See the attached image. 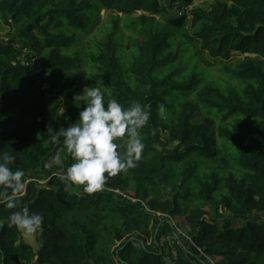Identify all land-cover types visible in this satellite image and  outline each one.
<instances>
[{"label": "trees", "instance_id": "obj_1", "mask_svg": "<svg viewBox=\"0 0 264 264\" xmlns=\"http://www.w3.org/2000/svg\"><path fill=\"white\" fill-rule=\"evenodd\" d=\"M0 23L19 28L0 40V153L25 173L18 193L0 186L4 264H207L197 248L216 264H264V0H0ZM86 86L151 112L137 166L91 194L54 175L73 160L65 150L57 165L63 137L52 140L78 120ZM222 154L227 170L210 165ZM24 207L44 217L37 249L9 226ZM177 217L194 246L175 226L157 246Z\"/></svg>", "mask_w": 264, "mask_h": 264}, {"label": "clouds", "instance_id": "obj_2", "mask_svg": "<svg viewBox=\"0 0 264 264\" xmlns=\"http://www.w3.org/2000/svg\"><path fill=\"white\" fill-rule=\"evenodd\" d=\"M73 102L77 108L82 103L85 105L79 111L78 120L67 128L61 127L52 137L53 141L63 137L54 162L63 168L61 153L65 150L73 162L66 170L54 175L68 186L82 185L84 191L91 194L102 191L110 177L137 166L145 149L140 130L150 120L151 112L145 110L140 102L134 101L125 107L115 98L106 99L100 87H84L74 94ZM165 111L164 105H159L162 118H166ZM14 161L13 155L0 153V186L11 189L13 194L23 187L22 178L25 175L23 169L13 170L10 167ZM6 207H17L16 201L7 198ZM8 221L10 227L15 226L18 231L30 236L42 229L44 217L39 213H30L24 207L13 212ZM0 264H4L2 253Z\"/></svg>", "mask_w": 264, "mask_h": 264}, {"label": "rangeland", "instance_id": "obj_3", "mask_svg": "<svg viewBox=\"0 0 264 264\" xmlns=\"http://www.w3.org/2000/svg\"><path fill=\"white\" fill-rule=\"evenodd\" d=\"M196 4V3H195ZM194 4V5H195ZM111 14H116L115 12H110ZM137 16V15H135ZM105 18H106V12L103 10L101 11L100 13V17L98 19V22L96 24V28L102 26V23L105 21ZM19 31V28H12V27H7V26H4L2 23H0V40L2 41H10V40H15L17 38V33ZM90 33H94V29L90 30ZM129 33H127V31H124V35H122V37H119L117 38V40H120V46L124 49H129L130 48V44L125 41V37L127 38ZM91 35V34H90ZM86 36L83 40V43L86 42V40L89 38V36ZM190 44L194 47L197 46V44L195 43L194 40H192L190 42ZM234 57L232 60H235L237 58H239L238 54L234 53L233 54ZM199 58V65L201 66V69L203 71V75H204V78L207 79V80H211L212 82H216V83H219V77H220V73L218 72L217 68H216V65L217 63H213V62H216L212 59H210L205 53H202L200 57H197ZM35 66L38 67V65L35 63ZM74 72H77L78 75H85V77L87 76L88 74V67H83L80 68V69H77L76 71ZM63 112H61V117H63V119L66 121L68 119V117H65L64 116V113L62 114ZM173 147V145L171 146V148ZM222 160L224 161V164L222 163ZM232 164V162L228 159V154H226V156L224 154H222L220 156V158L215 162V163H212L210 165H216V166H220V167H225L226 170L228 168H230V165ZM219 171H223L221 168H217ZM124 192H127L129 194H132V187H131V184H128L127 186H125V189H124ZM122 192V193H124ZM126 194V193H125ZM158 221H161V218L162 217H158ZM173 222L172 223L171 221H169L168 223H170V225L167 227L164 226L162 228V231L164 232V235H163V239H169V241L167 242H170V237L167 236V232H168V229L169 227L170 228H173V226L177 227L178 229L181 230L182 233H185L187 232V228L183 225V221H182V218L180 217H177V218H173ZM154 225V224H152ZM238 226L237 223L234 224V227ZM159 226L156 228L158 230ZM166 232V234H165ZM37 235H30V236H26L25 234L22 235L21 237V241H24V242H27L29 244H31L33 246L34 249H37L39 247V244L37 242ZM161 241L162 239L159 241V243L157 244V246H161ZM172 242L171 241V245H172ZM190 250V249H189ZM167 258V257H166ZM212 264H216L217 261L215 259L211 260L210 261ZM207 263V262H206ZM208 264V263H207Z\"/></svg>", "mask_w": 264, "mask_h": 264}, {"label": "built area", "instance_id": "obj_4", "mask_svg": "<svg viewBox=\"0 0 264 264\" xmlns=\"http://www.w3.org/2000/svg\"><path fill=\"white\" fill-rule=\"evenodd\" d=\"M176 9H177V7H176ZM115 193L116 194H118V195H120V196H122V197H124V198H128L125 194H123V193H121V192H119V191H115ZM160 217H166V215H159ZM169 221H171L172 223H174L173 222V219H170ZM175 234H176V236H181L182 238H184L187 242H188V244L190 245V246H194L193 245V243H192V241H191V239L186 235V233H182L181 232V230L180 229H178L177 227H175ZM168 241V239H162V241H161V246H159V247H163L164 246V243L165 242H167ZM197 250H198V252L200 253V255H202V256H204L205 257V259H206V262L208 263V264H212L210 261L211 260H213L212 258H209V257H207V256H205L203 253H202V251L200 250V249H198L197 248ZM214 264V263H213Z\"/></svg>", "mask_w": 264, "mask_h": 264}, {"label": "crops", "instance_id": "obj_5", "mask_svg": "<svg viewBox=\"0 0 264 264\" xmlns=\"http://www.w3.org/2000/svg\"><path fill=\"white\" fill-rule=\"evenodd\" d=\"M171 233V232H170ZM171 235V234H170ZM170 235H167L168 237H170ZM171 238V237H170ZM185 252H187V251H185Z\"/></svg>", "mask_w": 264, "mask_h": 264}, {"label": "water", "instance_id": "obj_6", "mask_svg": "<svg viewBox=\"0 0 264 264\" xmlns=\"http://www.w3.org/2000/svg\"><path fill=\"white\" fill-rule=\"evenodd\" d=\"M0 227H1V224H0ZM160 254V253H159Z\"/></svg>", "mask_w": 264, "mask_h": 264}]
</instances>
